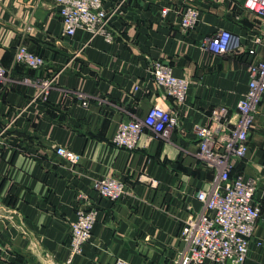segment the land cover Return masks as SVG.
Instances as JSON below:
<instances>
[{
    "label": "crops",
    "instance_id": "crops-1",
    "mask_svg": "<svg viewBox=\"0 0 264 264\" xmlns=\"http://www.w3.org/2000/svg\"><path fill=\"white\" fill-rule=\"evenodd\" d=\"M244 1L104 0L116 10L115 39L108 42L86 30L64 35L54 0H0V62L10 67L21 42L46 61L38 70L17 64L11 80L0 83V264H172L185 220L201 208L194 192L212 180L197 156L195 126H211L218 106L236 119L248 65L264 52L254 43L258 18ZM188 6L199 10V22L186 31L181 19ZM218 29L236 35L238 48L206 49L204 41ZM154 59L190 81L184 102L167 100L178 124L169 140L146 134L135 150L118 148V125L161 101L163 89L149 70ZM24 77L52 79L47 98L34 99L37 88ZM248 142L232 174L257 180L261 217L245 264H264V94ZM58 146L78 161L57 154ZM108 174L125 181V197L98 195L94 179ZM87 200L98 219L91 240L70 261L71 224Z\"/></svg>",
    "mask_w": 264,
    "mask_h": 264
},
{
    "label": "built area",
    "instance_id": "built-area-1",
    "mask_svg": "<svg viewBox=\"0 0 264 264\" xmlns=\"http://www.w3.org/2000/svg\"><path fill=\"white\" fill-rule=\"evenodd\" d=\"M54 2L63 21L64 35L74 36L78 30H86L92 37L102 35L108 42L114 41L110 21L116 10H108L104 0ZM244 6L259 21L260 34L254 38V43L264 46V0H245ZM167 11L164 9L163 13ZM198 22L199 10L188 6L182 13L181 27L189 31ZM203 45L206 49L224 54L238 48L239 38L227 29H218L206 38ZM255 52V49L249 50L252 55ZM45 63L41 55L30 51L21 42L14 50L10 67L0 62V83L6 85L11 80V71L17 64L38 70ZM149 70L155 85L163 89L161 101L150 107L144 116L124 120L118 125L113 137V143L118 148L135 150L146 134L149 139L169 140L178 124V112L168 105L167 100L184 102L190 81L175 75L172 65L159 59L150 61ZM248 77V88L237 103L235 120L228 107L218 106L211 111V126H195L199 141L197 156L215 167L218 175L207 188L194 192L201 208L185 220L180 235L183 247L172 264H245L248 258L250 242L261 217L260 204L255 200L258 184L253 178L233 175L232 168L233 162L245 158L249 151L248 135L264 94V52L261 58L249 63ZM22 82L37 88L34 99H46L52 86L50 78L24 77ZM56 152L70 163L79 159L76 153L62 146L56 147ZM93 186L100 197L111 201H117L128 193L125 181L110 174L95 178ZM79 198L87 199L83 194ZM98 213L97 207L88 200L79 205L76 219L71 224L70 261L81 254L83 246L91 240Z\"/></svg>",
    "mask_w": 264,
    "mask_h": 264
},
{
    "label": "rangeland",
    "instance_id": "rangeland-1",
    "mask_svg": "<svg viewBox=\"0 0 264 264\" xmlns=\"http://www.w3.org/2000/svg\"><path fill=\"white\" fill-rule=\"evenodd\" d=\"M201 160H202V159H201ZM202 162H203V164H205L206 167L211 171V174H212V180H211V182H212L213 179L218 175V170H217L215 167H211V166H209V164H208L207 162H205V161H203V160H202Z\"/></svg>",
    "mask_w": 264,
    "mask_h": 264
},
{
    "label": "trees",
    "instance_id": "trees-1",
    "mask_svg": "<svg viewBox=\"0 0 264 264\" xmlns=\"http://www.w3.org/2000/svg\"><path fill=\"white\" fill-rule=\"evenodd\" d=\"M14 54V53H13Z\"/></svg>",
    "mask_w": 264,
    "mask_h": 264
}]
</instances>
